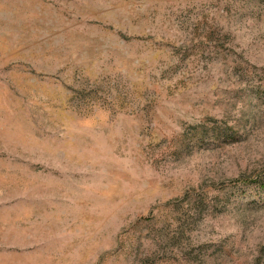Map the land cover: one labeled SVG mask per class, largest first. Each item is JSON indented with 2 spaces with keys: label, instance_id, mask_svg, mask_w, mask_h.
<instances>
[{
  "label": "rangeland",
  "instance_id": "obj_1",
  "mask_svg": "<svg viewBox=\"0 0 264 264\" xmlns=\"http://www.w3.org/2000/svg\"><path fill=\"white\" fill-rule=\"evenodd\" d=\"M0 264H264V0H0Z\"/></svg>",
  "mask_w": 264,
  "mask_h": 264
}]
</instances>
